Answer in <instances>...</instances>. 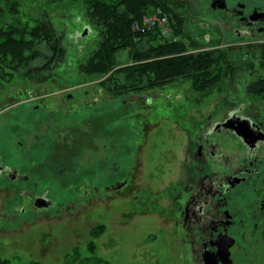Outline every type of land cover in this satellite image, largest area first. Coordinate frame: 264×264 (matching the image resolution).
<instances>
[{
	"label": "rangeland",
	"instance_id": "1",
	"mask_svg": "<svg viewBox=\"0 0 264 264\" xmlns=\"http://www.w3.org/2000/svg\"><path fill=\"white\" fill-rule=\"evenodd\" d=\"M19 8L18 16L6 15L5 21L50 20L64 32L67 54L55 69L40 75H30L26 69L11 73L0 62V72L10 77V82L0 81V97L11 92L14 100L23 93L29 95V107L34 110L41 104L45 111L72 110L77 119L82 117L76 148L79 154L88 147V196H79L64 214L56 204L47 214L33 215L11 211L10 206L2 209L0 197V219L6 222L0 221V258L10 264H66L68 260V264H92L88 263L92 256L88 244L93 242L95 255L107 264H186L182 237L171 216L174 205L164 193L170 180L183 175L184 127L200 124L234 98L237 106L251 100L253 106H263L264 96L249 97L244 86L258 75L237 70L227 72L218 85L206 91L195 89L192 79H180L112 98L101 89L97 77L79 71L80 60L100 40L99 29L88 22L81 2L21 0ZM157 11L149 15L156 16ZM195 26L190 19L185 21L183 37L195 40L199 50L232 48L233 41L218 34L206 38L205 31L197 34ZM236 48V53L248 49ZM119 60H128L125 50ZM66 94L74 95L70 102L65 101ZM125 179L128 183L120 191L105 190L106 185ZM52 180L42 187L50 186L54 194L62 184L57 178ZM100 224L104 229L92 236Z\"/></svg>",
	"mask_w": 264,
	"mask_h": 264
},
{
	"label": "flooded vegetation",
	"instance_id": "2",
	"mask_svg": "<svg viewBox=\"0 0 264 264\" xmlns=\"http://www.w3.org/2000/svg\"><path fill=\"white\" fill-rule=\"evenodd\" d=\"M163 1L183 27L190 19L206 38L218 34L234 48L264 44V0ZM3 75L0 81L10 82ZM28 96L0 97L1 208L33 215L59 204L64 214L79 196H88V147L79 154L76 148L82 117L72 110L45 111L41 104L34 110ZM237 103L234 98L200 124L183 126V175L170 180L164 193L174 205L171 216L186 264H264V105ZM244 121L246 135L237 129ZM56 178L62 188L54 194L50 186L42 187ZM127 183H111L105 190L120 191Z\"/></svg>",
	"mask_w": 264,
	"mask_h": 264
},
{
	"label": "trees",
	"instance_id": "3",
	"mask_svg": "<svg viewBox=\"0 0 264 264\" xmlns=\"http://www.w3.org/2000/svg\"><path fill=\"white\" fill-rule=\"evenodd\" d=\"M20 1L0 0L2 67L11 73L26 69L30 75L50 72L65 60V34L44 18L33 22L19 18L5 21L6 15L18 16ZM73 1L84 5L86 19L100 34L97 47L85 60H80L79 71L97 77L101 89L112 98L162 87L180 79H192L195 89L206 91L218 85L227 72L237 73V70L255 72L258 76L244 85L246 92L264 96V44L239 53L234 47L199 50L195 40L183 37L182 18L163 0ZM154 9H161V16L168 15L171 36L163 35L157 25L149 28L144 24V18ZM123 50L127 52L126 62L119 60ZM104 227V224L98 225L91 235L97 236L95 233L102 232ZM88 250L92 254L88 263L107 264L95 255L93 242L88 244ZM76 252L77 249L73 254ZM0 264L10 262L0 258Z\"/></svg>",
	"mask_w": 264,
	"mask_h": 264
},
{
	"label": "built area",
	"instance_id": "4",
	"mask_svg": "<svg viewBox=\"0 0 264 264\" xmlns=\"http://www.w3.org/2000/svg\"><path fill=\"white\" fill-rule=\"evenodd\" d=\"M168 22V16L162 15V16H157V17H152V16H146L144 18V24H147L149 28L153 27L154 25H161L164 26Z\"/></svg>",
	"mask_w": 264,
	"mask_h": 264
},
{
	"label": "water",
	"instance_id": "5",
	"mask_svg": "<svg viewBox=\"0 0 264 264\" xmlns=\"http://www.w3.org/2000/svg\"><path fill=\"white\" fill-rule=\"evenodd\" d=\"M247 121H244L241 125L238 126V131L243 134L246 135V126H244ZM240 127V128H239ZM122 185H119V187H121Z\"/></svg>",
	"mask_w": 264,
	"mask_h": 264
}]
</instances>
